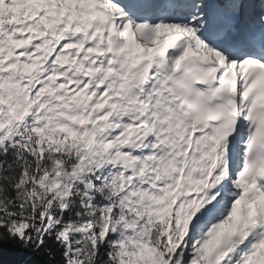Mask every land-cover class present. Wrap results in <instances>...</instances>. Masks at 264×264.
<instances>
[{
  "label": "snow or ice",
  "instance_id": "6c2138e0",
  "mask_svg": "<svg viewBox=\"0 0 264 264\" xmlns=\"http://www.w3.org/2000/svg\"><path fill=\"white\" fill-rule=\"evenodd\" d=\"M264 264V0H0V264Z\"/></svg>",
  "mask_w": 264,
  "mask_h": 264
},
{
  "label": "trees",
  "instance_id": "16d2710c",
  "mask_svg": "<svg viewBox=\"0 0 264 264\" xmlns=\"http://www.w3.org/2000/svg\"><path fill=\"white\" fill-rule=\"evenodd\" d=\"M13 257L10 254H5L4 260L5 264H8V262L12 259Z\"/></svg>",
  "mask_w": 264,
  "mask_h": 264
}]
</instances>
